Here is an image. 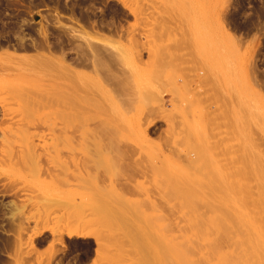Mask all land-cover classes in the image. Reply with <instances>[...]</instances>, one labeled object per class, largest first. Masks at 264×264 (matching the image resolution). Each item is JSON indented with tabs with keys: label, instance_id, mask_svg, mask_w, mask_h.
<instances>
[{
	"label": "rangeland",
	"instance_id": "1",
	"mask_svg": "<svg viewBox=\"0 0 264 264\" xmlns=\"http://www.w3.org/2000/svg\"><path fill=\"white\" fill-rule=\"evenodd\" d=\"M0 19V264H264V0Z\"/></svg>",
	"mask_w": 264,
	"mask_h": 264
},
{
	"label": "bare ground",
	"instance_id": "2",
	"mask_svg": "<svg viewBox=\"0 0 264 264\" xmlns=\"http://www.w3.org/2000/svg\"><path fill=\"white\" fill-rule=\"evenodd\" d=\"M5 3H6V2L4 1V4H5ZM6 4H7V3H6ZM6 6H7V5H6ZM8 6H9V5H8ZM70 11H71V10H70ZM58 17H59V16H58ZM1 19H2V18H1ZM1 19H0V22L3 21V20H1ZM73 19H74V18H73ZM56 22H57V21H56ZM15 25H16V24H15ZM0 27H1V26H0ZM12 27H13V26H12ZM14 28L16 29V27H14ZM66 28H70L71 31H72V29H73V27H66ZM71 28H72V29H71ZM80 28H81V27H80ZM0 29H3V28H0ZM73 30L76 31L77 29L75 30V28H74ZM12 31H13V30H12ZM14 31H15V30H14ZM14 31H13V32H14ZM16 31H17V30H16ZM16 31H15V32H16ZM74 31H73V34H74ZM0 32H1V30H0ZM1 33H2V32H1ZM1 33H0V35H1ZM20 33H21V32H20ZM82 33L84 34V32H82ZM18 34H19V33H18ZM21 34H22V33H21ZM23 34H24V33H23ZM23 34H22V36H24ZM86 34H87V33H86ZM2 35H3V34H2ZM10 35H11V34H10ZM15 35H16V33H15ZM75 35H78V34H75ZM84 36H86V35H84ZM84 36H83V38H84ZM96 36H97V35H96ZM96 36H95V37H96ZM99 36H102V35H99ZM226 36H227V35H226ZM3 37H5V36H3ZM8 37H9V36H8ZM8 37H7V38H8ZM13 37H14V36H13ZM76 37H79V36H76ZM89 37H90V36H89ZM227 37H228V36H227ZM227 37H225V38H227ZM5 38H6V37H5ZM5 38H4V39H5ZM80 38H82V37L80 36ZM91 38H92V37H91ZM97 38H99V37H97ZM13 39H14V38H13ZM16 39H17V38H16ZM16 39H15V40H16ZM87 39L90 40L89 38H86V39H84V42H85V44L88 42V43H89V46H90V45H91V44H90L91 41H88ZM227 39H228V38H227ZM229 39H230V38H229ZM5 40H6V39H5ZM11 40H12V39H11ZM18 40H19V39H18ZM21 40H23V37H22ZM21 40H20V41H21ZM82 40H83V39H81V41H82ZM85 40H87V41H85ZM91 40H92V39H91ZM97 40H98V39H97ZM100 40H101V39H99V41H100ZM20 41H19V42H20ZM92 41H93V40H92ZM231 41H232V39H231ZM82 42H83V41H82ZM82 42H81V43H82ZM232 42H233V41H232ZM6 43H7V42H6ZM11 43H12V42H11ZM13 43H14V42H13ZM13 43H12V44H13ZM21 43H22V42H21ZM36 43H37V42H36ZM88 43H87V45H88ZM96 43H98V42H96ZM96 43L93 42V44H96ZM14 44H15V43H14ZM18 44L20 45V43H18ZM1 45H3V44H1ZM4 45H6V44H4ZM8 45H10V44H8ZM8 45H7V46H8ZM19 45H17V46H19ZM25 45H26V44H25ZM15 46H16V45H15ZM17 46H16V47H17ZM91 46H92V45H91ZM91 46H90V47H91ZM96 46H97V45H95V47H96ZM4 47H5V46H4ZM13 47H14V46H13ZM27 47H28V46H27ZM27 47H26V48H27ZM95 47L93 48V50L95 49ZM87 48H88V47H87ZM98 48H99V47H98ZM81 49H82V48H81ZM89 49H90V48H89ZM85 50H86V49H85ZM95 50H96V49H95ZM78 51H79V50H78ZM83 51H84V50H83ZM86 52H87V51H86ZM86 52H84V53H86ZM89 52H90V51H89ZM91 52H92V51H91ZM91 52H90V53H91ZM97 53H98V52H97ZM99 53H100V51H99ZM3 54L6 56V58H7V57H8V58H10V57H15L14 55H16V54H14V53L7 52V51H3ZM3 54H2V55H3ZM77 54H78V53H77ZM100 54H101V53H100ZM107 54H108V53H107ZM39 55H40V54H39ZM39 55H34V56H35V59H36L37 56H39ZM79 55H80V54H79ZM90 55H91V54H90ZM93 55H94V53H93ZM102 55H103V54H102ZM82 56H83V55H82ZM18 57H19V56H18ZM44 57H46V58L41 59V57H40V59H41V60H44V61H45V59L47 60V58L49 59V57H47V56H44ZM91 57H92V56H91ZM100 57H101V55H100ZM111 57H112V56L110 55V58H111ZM21 58H23V57H21ZM21 58H20V59H21ZM42 58H43V57H42ZM51 58H52V57H51ZM87 58H88V57H87ZM38 59H39V58H38ZM38 59H36V60H38ZM103 59H104V58H103ZM103 59H102V60H103ZM7 60H8V59H7ZM41 60H40V61H41ZM49 60H50V59H49ZM89 60H90V59H89ZM97 60H98V59H97ZM104 60H105V59H104ZM104 60H103V61H104ZM110 60H111V59H110ZM77 61H78V60H77ZM87 61H88V60H87ZM114 61H115V60H114ZM51 62H52V61H51ZM51 62H50V63H51ZM89 62H90V61H89ZM93 62H94V61H93ZM106 62H107V61H106ZM43 63H44V62H43ZM46 63H47V61L45 62V64H46ZM52 63H53V62H52ZM80 63H81V62H80ZM85 63H86V62H85ZM87 63H88V62H87ZM90 63H92V62H90ZM94 63H95V62H94ZM113 64H114V63H113ZM48 65H49V62H48ZM51 65H52V64H51ZM90 65L92 66L93 63L90 64ZM109 65H111V64H109ZM96 66H97V65H96ZM93 67H95V66H93ZM97 67H98V66H97ZM65 68H67V67H65ZM95 69H96V68H95ZM90 70H91V69H90ZM96 70H97V69H96ZM94 71H95V70H94ZM67 72H68V71H67ZM74 72H75V71H74ZM67 74H69V73H67ZM70 74L73 75V73H71V72H70ZM76 74H77V73H76ZM253 84H254V83H253ZM74 86H75V85H74ZM254 86H255V85H254ZM75 88H76V87H75ZM78 88H79V87H78ZM81 90H82V89H81ZM262 92H263V91H262ZM21 94H22V93H21ZM262 94H263V93H262ZM25 95L27 96V94H25ZM94 122H95V120H94ZM96 123H97V122H96ZM96 125H97V124H96ZM94 126H95V125H94ZM94 126H93V127H94ZM94 133H95V132H94ZM80 135H84V134L82 133V134H80ZM91 135H92V134H91ZM92 138H93V137H92ZM93 139H96V138H93ZM96 140H97V139H96ZM29 148H31V146H30ZM97 158H98V157H97ZM95 163H97V162H95ZM83 218H84V217H83ZM80 219H81V218H79V220H80ZM84 219H85V218H84ZM79 220H78V221H79ZM75 224H76V223H75ZM20 228H21V227H20ZM22 228H23V227H22ZM76 230H77V229H76ZM77 232H78V231H77ZM82 232H83V231H82ZM85 233H86V232H85ZM73 234H74V233H73ZM79 234H80V233H79ZM81 235H82V233H81ZM86 235H88V233H87Z\"/></svg>",
	"mask_w": 264,
	"mask_h": 264
},
{
	"label": "flooded vegetation",
	"instance_id": "3",
	"mask_svg": "<svg viewBox=\"0 0 264 264\" xmlns=\"http://www.w3.org/2000/svg\"><path fill=\"white\" fill-rule=\"evenodd\" d=\"M4 38H5V37L0 36V49H1L2 47H4V46H5V47H11V48H13V49H18V47L20 46V45L18 44L19 42H17V41L15 40L16 38H14L13 36H12V37H8V38H5L6 40H5ZM13 38H14V39H13ZM11 39H12V40H11ZM6 42H7V43H6ZM11 42H12V43L14 42L15 44H14V43L12 44ZM1 44H3V45H1ZM4 44H6V45H4ZM8 44H10V45H8ZM7 45H8V46H7ZM15 45H16V46L19 45V46L16 47ZM13 46H14V47H13Z\"/></svg>",
	"mask_w": 264,
	"mask_h": 264
}]
</instances>
